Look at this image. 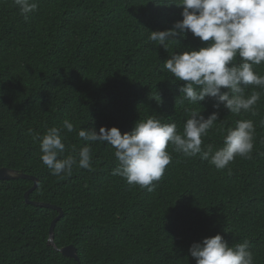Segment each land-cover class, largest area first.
Segmentation results:
<instances>
[{"label":"trees","instance_id":"1","mask_svg":"<svg viewBox=\"0 0 264 264\" xmlns=\"http://www.w3.org/2000/svg\"><path fill=\"white\" fill-rule=\"evenodd\" d=\"M183 4L211 16L205 51L221 83L249 49L242 34L264 33V0H0V169L37 178L29 201L63 209L56 245H74L82 264H245L234 244L246 240L264 264V87L238 115L179 99L193 84L167 58L183 43ZM135 115H152L151 128ZM242 118L228 141L256 133L246 161L217 158ZM76 137L93 162L70 164ZM33 184L0 180V264H78L48 245L58 212L27 204Z\"/></svg>","mask_w":264,"mask_h":264},{"label":"clouds","instance_id":"2","mask_svg":"<svg viewBox=\"0 0 264 264\" xmlns=\"http://www.w3.org/2000/svg\"><path fill=\"white\" fill-rule=\"evenodd\" d=\"M135 1L137 0H127V5L129 7H132V4ZM177 11H178L177 20L185 24L183 33L180 36L181 38H183V43L180 46L175 45L176 47L174 46L172 50H170V45L172 43L168 45L169 47L167 46L166 50L168 51L170 50L169 52H174V53L171 54V56H169L167 59L170 61V63L172 61L177 60V64L174 65V70L175 72H177L176 79L179 82L193 84L191 87H188L179 96V99L195 104L197 106L195 107V109L204 107L211 101V102L224 104L225 108L230 109L231 113L235 115L240 114L244 110H248L252 104L256 103L259 96L262 94V90L264 87V48L262 47L264 46L263 45L264 33L261 31L258 32V31L249 30L242 34V38L245 44L249 47V49L245 53L237 56L234 59V65L231 68L234 75L228 76L227 78L224 79V81L219 83L218 82L219 80L215 81L214 76L211 75V72H213L214 65L215 63H217V61L215 62V56H213V60L211 61L208 58V55L205 51V46L213 40L215 33L217 31L216 29L214 32H209V26L212 24V20L210 18L211 16L201 15V14L200 16L199 15L194 16L193 11H187L185 9L184 4L179 9H177ZM157 33L159 34L160 31L158 30L151 32L149 39L151 38L152 35ZM206 38L209 39V43H207ZM174 39L177 40V38ZM176 40H174V42ZM130 45H132V42H130ZM233 47L234 45L230 46L229 53L233 50ZM146 51L147 49L137 50L142 62V67L146 65L145 61L143 60V55ZM182 60L187 61L188 64H184ZM213 61L215 63H213ZM129 64L133 65L132 58H130ZM222 86L223 88H221ZM247 89L252 90L251 97L245 95L244 92ZM210 113H205V115ZM135 116H137L139 120H134V121H138L144 124L142 133L146 132L149 128H151L150 121L152 120L153 117L152 115H135ZM154 121L157 122L159 127L167 123H169L171 127H174V125L176 124L173 121L164 120L159 116H157L154 119ZM249 123H250V119H244V118L238 119L235 125L228 130L225 136L223 137L219 136L218 144L214 147V149L216 150L217 158L234 157L236 163L239 164L244 163L246 161V157L242 153L243 144L256 133L246 136L241 145H239L238 143L229 142L228 140L230 137L244 132L247 129ZM151 136L155 137L152 134ZM71 142H75V143H71V146L73 148H77L79 146L80 138L78 137L73 138ZM92 149L93 147L90 146L89 144H87V146H82V147L79 146L77 153L75 154V156L71 158L70 164L71 165L78 163L86 164L89 162H93ZM33 182L35 184V181ZM36 183H37V178H36ZM30 202H35V201H30ZM40 203L46 204V202H40ZM27 204L29 203L27 202ZM63 215H64V211H63ZM58 222H56L55 227L57 226ZM49 233L50 235L47 243L48 245L54 247L58 251L61 252L63 249L69 246H74V245H67L59 249L55 242V228L53 230V233H51L50 231ZM121 235L123 237L120 241L121 246L126 247L127 239L129 237L126 232H122ZM191 243L189 244L187 249L191 246ZM234 245L238 248L242 247L246 250L244 254L245 264H257L255 257L252 255V251H253L252 241L251 242L250 240L241 241L239 243H235ZM76 253L78 260L73 257H69V258H73L77 260L78 264H82L80 261V257L78 256V252ZM135 262L136 260H134V263Z\"/></svg>","mask_w":264,"mask_h":264},{"label":"water","instance_id":"3","mask_svg":"<svg viewBox=\"0 0 264 264\" xmlns=\"http://www.w3.org/2000/svg\"><path fill=\"white\" fill-rule=\"evenodd\" d=\"M13 179H29V180L35 181V184L33 185V187L30 190H28L25 194L26 202H28L31 205L38 206V207L52 208V209H55L59 212V215L53 221L51 229H50V232L53 233L56 222H58L63 216L62 209L60 207H57L55 205H51L48 203L45 204V203H40V202H30L29 201V195L37 187L36 178H34L33 176L26 175V174H23V173L18 172L16 170H11V169H7V168L0 169V180H13ZM61 252L63 253V255H65L67 257H73V258H76L78 260L77 253H76L77 250L74 246H69V247L63 249Z\"/></svg>","mask_w":264,"mask_h":264}]
</instances>
